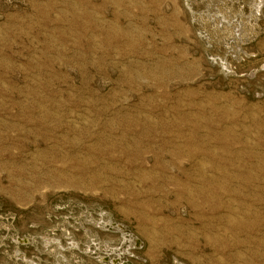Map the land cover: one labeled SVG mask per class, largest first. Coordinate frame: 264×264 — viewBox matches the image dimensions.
Segmentation results:
<instances>
[{"label":"rangeland","instance_id":"rangeland-1","mask_svg":"<svg viewBox=\"0 0 264 264\" xmlns=\"http://www.w3.org/2000/svg\"><path fill=\"white\" fill-rule=\"evenodd\" d=\"M0 264H264V0H0Z\"/></svg>","mask_w":264,"mask_h":264}]
</instances>
